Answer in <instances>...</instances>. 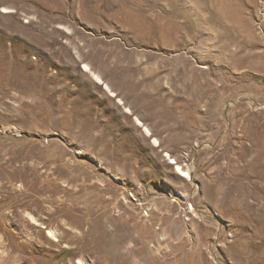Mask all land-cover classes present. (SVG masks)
<instances>
[{
  "label": "rangeland",
  "instance_id": "obj_1",
  "mask_svg": "<svg viewBox=\"0 0 264 264\" xmlns=\"http://www.w3.org/2000/svg\"><path fill=\"white\" fill-rule=\"evenodd\" d=\"M0 264H264V0H0Z\"/></svg>",
  "mask_w": 264,
  "mask_h": 264
},
{
  "label": "crops",
  "instance_id": "obj_2",
  "mask_svg": "<svg viewBox=\"0 0 264 264\" xmlns=\"http://www.w3.org/2000/svg\"><path fill=\"white\" fill-rule=\"evenodd\" d=\"M103 117L108 119L112 118L108 115L102 116V118ZM102 118L101 123L104 124L101 125V128L99 127L98 133L100 135H108L107 140L109 142L119 143L121 145L124 141V135L128 136L126 137V139L128 140L131 135L137 134L140 135L141 138L136 139V141L143 139V141L148 143L152 148L161 146V139L159 138V136H157L159 135L157 134L159 132L155 129L152 122H147L149 121L147 118L133 114L130 109H125L124 111H122V114L118 117V119L117 116H114V120H104ZM127 121H129L131 124H124Z\"/></svg>",
  "mask_w": 264,
  "mask_h": 264
},
{
  "label": "built area",
  "instance_id": "obj_3",
  "mask_svg": "<svg viewBox=\"0 0 264 264\" xmlns=\"http://www.w3.org/2000/svg\"><path fill=\"white\" fill-rule=\"evenodd\" d=\"M130 198L132 199L133 202H138L139 200L137 199V197L133 194V193H130Z\"/></svg>",
  "mask_w": 264,
  "mask_h": 264
},
{
  "label": "bare ground",
  "instance_id": "obj_4",
  "mask_svg": "<svg viewBox=\"0 0 264 264\" xmlns=\"http://www.w3.org/2000/svg\"><path fill=\"white\" fill-rule=\"evenodd\" d=\"M89 69V68H88ZM98 78V77H97ZM99 80H100V78H98ZM48 233L52 236V237H56L55 235H54V232H52L51 230H49L48 231Z\"/></svg>",
  "mask_w": 264,
  "mask_h": 264
}]
</instances>
